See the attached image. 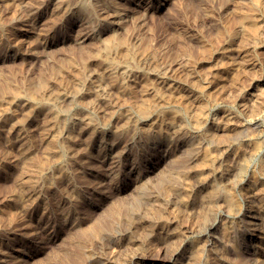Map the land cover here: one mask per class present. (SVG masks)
I'll use <instances>...</instances> for the list:
<instances>
[{
    "label": "rangeland",
    "instance_id": "1",
    "mask_svg": "<svg viewBox=\"0 0 264 264\" xmlns=\"http://www.w3.org/2000/svg\"><path fill=\"white\" fill-rule=\"evenodd\" d=\"M263 234L264 0H0V264H263Z\"/></svg>",
    "mask_w": 264,
    "mask_h": 264
},
{
    "label": "bare ground",
    "instance_id": "2",
    "mask_svg": "<svg viewBox=\"0 0 264 264\" xmlns=\"http://www.w3.org/2000/svg\"><path fill=\"white\" fill-rule=\"evenodd\" d=\"M58 1V0H57ZM59 4V3H58ZM13 5V4H12ZM57 6V5H56ZM11 7V6H10ZM13 7V6H12ZM38 7V6H37ZM24 17V16H23ZM247 26H249V25H247ZM246 26V27H247ZM252 26V25H251ZM122 41V40H121ZM123 43V42H122ZM118 44V43H117ZM113 45H115L114 43L112 44L111 42H109V43H107V46H106V50H109L110 48H116L117 46H113ZM124 49V48H123ZM103 50V49H102ZM250 53V52H249ZM130 55V54H129ZM98 56V55H97ZM126 58V57H125ZM131 59V58H130ZM98 62V61H97ZM99 62H101V61H99ZM114 63V62H113ZM57 71V70H56ZM129 73V72H128ZM121 74V73H120ZM120 76V75H119ZM44 83V82H43ZM42 83V84H43ZM84 84V83H83ZM43 87V86H42ZM79 87V86H78ZM35 88V87H34ZM36 89V88H35ZM31 90V89H30ZM37 90V89H36ZM81 90V89H80ZM84 90V89H83ZM70 91V90H69ZM62 92V91H61ZM29 94V93H28ZM36 94V93H35ZM52 94V93H51ZM54 94V93H53ZM27 95V94H26ZM33 95V94H32ZM75 95V94H74ZM184 96V95H183ZM55 97V96H54ZM53 97V98H54ZM186 97V96H185ZM32 98H33V96H32ZM36 99V98H35ZM60 100V99H59ZM51 101V100H50ZM62 102H64V101H62ZM62 104V103H61ZM82 104V103H81ZM105 104V103H104ZM42 105V104H41ZM46 105H48V104H46ZM2 106V105H1ZM68 106V105H67ZM88 106V105H87ZM32 107H33V105H32ZM64 107V106H63ZM69 107V106H68ZM53 108V107H52ZM165 108V107H164ZM68 109V108H67ZM92 110V109H91ZM174 110V109H173ZM62 111H64V110H62ZM70 111V110H69ZM132 111V110H131ZM143 111V110H142ZM149 112V111H148ZM175 112V111H174ZM178 112V111H177ZM31 113V112H30ZM161 113V112H160ZM159 113V114H160ZM163 113V112H162ZM172 113V112H171ZM180 113V112H179ZM146 114V113H145ZM165 114V113H164ZM175 114H177V113H175ZM128 115V114H127ZM178 115V114H177ZM136 118V117H135ZM143 118V117H142ZM169 118V117H168ZM55 120H56V118H55ZM69 120V119H68ZM128 121V120H127ZM133 121V120H132ZM135 121V120H134ZM166 121V120H165ZM168 121V120H167ZM192 121V120H191ZM42 122V121H41ZM63 122V121H62ZM195 122H196V120H195ZM96 125V124H95ZM180 125V124H179ZM179 125H177V126H179ZM182 125V124H181ZM189 125V124H188ZM194 125V124H193ZM205 125V124H204ZM151 126V125H150ZM195 126V125H194ZM193 126V127H194ZM64 127H65V125H64ZM91 127V126H90ZM198 127V126H197ZM51 128V127H50ZM68 128H69V126H68ZM92 128V127H91ZM133 128H134V126H133ZM144 128V127H143ZM155 128V127H154ZM132 129V128H131ZM145 129H147V128H145ZM191 129V128H190ZM47 130V129H46ZM126 130V129H125ZM70 131H71V129H70ZM158 131V130H157ZM160 131V130H159ZM193 131V130H192ZM58 132V131H57ZM98 132V131H97ZM120 132V131H119ZM204 132V131H203ZM232 132V131H231ZM68 133V132H67ZM66 133V134H67ZM91 133V132H90ZM238 133H240V132H238ZM51 134V133H50ZM71 134V133H70ZM93 134V133H92ZM129 134V133H128ZM55 135V134H54ZM69 135V134H68ZM126 135V134H125ZM211 135V134H210ZM233 135V134H232ZM248 136V135H247ZM87 137V136H86ZM111 137V136H110ZM53 138V137H52ZM212 138V137H211ZM242 139V138H241ZM18 140V139H17ZM211 140V139H210ZM52 143V142H51ZM61 143V142H60ZM210 143V142H209ZM44 144V143H43ZM219 144V143H218ZM54 145V144H53ZM221 145V144H220ZM226 145H227V143H226ZM209 146V145H208ZM49 148V147H48ZM53 148V147H52ZM229 148H230V146H229ZM66 149V148H65ZM119 149V148H118ZM205 149V148H204ZM208 149V148H207ZM236 149V148H235ZM53 150H54V148H53ZM57 150V149H56ZM185 151V150H184ZM203 151H205V150H203ZM236 151V150H235ZM221 152V151H220ZM252 152V151H251ZM207 153V152H206ZM205 153V154H206ZM211 153V152H210ZM93 154V153H92ZM91 154V155H92ZM248 154V153H247ZM69 155V154H68ZM248 155H250V154H248ZM60 156V155H59ZM58 156V157H59ZM143 156V155H142ZM181 156V155H180ZM211 156V155H210ZM75 157V156H74ZM209 157V156H208ZM225 157V156H224ZM206 158V157H205ZM64 159V158H63ZM111 159V158H110ZM214 159V158H213ZM216 159V158H215ZM54 160V159H53ZM59 160V159H58ZM115 160V159H114ZM56 161V160H55ZM218 161V160H217ZM166 162V161H165ZM219 162V161H218ZM196 163H199V162H196ZM201 163V162H200ZM212 163V162H211ZM43 164V163H42ZM190 164V163H189ZM194 164V163H193ZM203 164V163H202ZM207 164H209V163H207ZM213 164V163H212ZM221 164V163H220ZM219 164V165H220ZM62 165V164H61ZM55 166V165H54ZM188 167V166H187ZM201 167V166H200ZM216 166L214 165V168H215ZM118 168V167H117ZM192 168V167H191ZM213 168V169H214ZM225 168V167H224ZM188 169V168H187ZM197 169V168H196ZM41 170H42V168H41ZM228 170V169H227ZM76 171V170H75ZM165 171V170H164ZM185 171V170H184ZM231 171V170H230ZM217 172H219V171H217ZM34 173V172H33ZM209 173V172H208ZM232 173V172H231ZM36 174V173H35ZM202 174V173H201ZM201 174H200V176H201ZM205 175V174H204ZM170 177V176H169ZM199 177V176H198ZM171 178V177H170ZM183 178V177H182ZM51 179V178H50ZM169 179V178H168ZM32 180V179H31ZM36 180V179H35ZM195 180V179H194ZM200 180V179H199ZM27 181V180H26ZM103 181V180H102ZM230 181V180H229ZM21 182V181H20ZM45 182V181H44ZM85 182V181H84ZM193 182V181H192ZM201 182V181H200ZM86 183V182H85ZM103 183V182H102ZM101 183V184H102ZM107 183V182H106ZM231 183H232V181H231ZM91 184V183H90ZM171 184V183H170ZM179 184V183H178ZM195 184V183H194ZM142 185V184H141ZM182 185V184H181ZM104 186V185H103ZM16 187H18V186H16ZM165 187V186H164ZM183 187H184V185H183ZM229 188V187H228ZM227 190V189H226ZM18 191V190H17ZM110 191V190H109ZM112 191V190H111ZM161 191V190H160ZM46 192V191H45ZM168 192V191H167ZM173 192V191H172ZM214 192V191H213ZM218 193H220V192H218ZM225 193H227V192H225ZM189 194V193H188ZM191 194V193H190ZM221 194V193H220ZM184 195H186V194H184ZM222 195V194H221ZM183 196V195H182ZM211 196H213V195H211ZM15 197V196H14ZM21 197V196H20ZM186 197V196H185ZM224 197V196H223ZM77 198V197H76ZM177 198V197H176ZM19 199V198H18ZM31 199V198H30ZM228 199V198H227ZM16 200V199H15ZM175 201H177V200H175ZM19 202V201H18ZM229 202V201H228ZM28 204H30V203H28ZM24 205V204H23ZM200 205V204H199ZM226 206V205H225ZM232 206V205H231ZM150 207V206H149ZM148 207V208H149ZM167 207V206H166ZM141 208H143V207H141ZM207 208V207H206ZM213 208V207H212ZM227 208V207H226ZM234 208V207H233ZM172 209V208H171ZM170 209V210H171ZM184 209V208H183ZM200 209V208H199ZM232 209V208H231ZM190 210V209H189ZM227 210V209H226ZM202 211V210H201ZM113 212V211H112ZM156 212V211H155ZM154 212V213H155ZM191 212V211H190ZM158 213V212H157ZM156 213V214H157ZM168 213V212H167ZM203 213V212H202ZM155 216V215H154ZM259 217V216H258ZM203 218V217H202ZM202 218H199V219H202ZM192 219V218H191ZM164 220V219H163ZM100 221V220H99ZM170 221V220H169ZM171 221H172V219H171ZM195 221V220H194ZM223 221V220H222ZM192 222V221H191ZM127 223V222H126ZM123 224V223H122ZM161 224V223H160ZM185 224V223H184ZM222 224V223H221ZM91 225V224H90ZM87 227V226H86ZM125 227H126V225H125ZM210 227V226H209ZM84 228V227H83ZM99 229V228H98ZM202 229V228H201ZM260 229V228H259ZM184 231V230H183ZM198 231V230H197ZM202 231V230H201ZM74 232V231H73ZM88 233V232H87ZM139 233V232H138ZM210 234V233H209ZM230 234V233H229ZM211 235V234H210ZM264 235V234H263ZM231 236V235H230ZM89 238V237H88ZM101 239V238H100ZM107 241V240H106ZM173 241V240H172ZM176 241V240H175ZM179 242V241H178ZM106 243H108V242H106ZM165 243V242H164ZM173 243V242H172ZM171 243V244H172ZM156 245V244H155ZM108 246V245H107ZM198 246V245H197ZM125 247V246H124ZM135 247V246H134ZM114 249V248H113ZM229 249V248H228ZM121 250V249H120ZM127 250V249H126ZM97 251H98V249H97ZM100 252V251H99ZM123 252V251H122ZM196 253V252H195ZM175 254V253H174ZM82 255V254H81ZM90 256V255H89ZM154 257V256H153ZM225 257V256H224ZM84 258V257H83ZM178 258V256L177 255H173V256H171V258H170V261L168 260V263L169 264H173V263H175L176 262V259ZM235 259V258H234ZM237 259V258H236ZM255 259V258H254ZM255 260H257V259H255ZM261 260V259H260ZM88 261V260H87ZM175 261V262H174ZM230 261V260H229ZM249 262V261H248ZM264 262V261H263ZM102 263V262H101ZM251 263V262H250ZM264 264V263H263Z\"/></svg>",
    "mask_w": 264,
    "mask_h": 264
}]
</instances>
